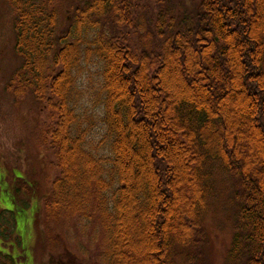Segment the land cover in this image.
I'll return each mask as SVG.
<instances>
[{
	"label": "trees",
	"instance_id": "16d2710c",
	"mask_svg": "<svg viewBox=\"0 0 264 264\" xmlns=\"http://www.w3.org/2000/svg\"><path fill=\"white\" fill-rule=\"evenodd\" d=\"M9 2L22 64L7 89L43 101L39 140L59 173L47 221L95 223L105 264H205L204 218L225 173L228 260L264 264V0ZM93 57L103 62L110 168L87 148L75 108L78 71ZM4 222L18 241L11 252L0 240V264H25L16 250L28 238L0 204Z\"/></svg>",
	"mask_w": 264,
	"mask_h": 264
},
{
	"label": "rangeland",
	"instance_id": "374dc122",
	"mask_svg": "<svg viewBox=\"0 0 264 264\" xmlns=\"http://www.w3.org/2000/svg\"><path fill=\"white\" fill-rule=\"evenodd\" d=\"M70 15L67 8L61 10L60 30L69 24ZM15 17L16 11L9 0H0V204L1 208L18 214L20 238H28L24 251L21 246L16 253H27L25 264H105L100 256L101 236L97 238L95 223L85 227L88 225L72 218L50 224L44 216V201L50 196L52 180L59 173L55 170L54 149L39 140V126L45 116L43 101L32 92L20 96L7 89L13 72L22 64V57L15 51ZM102 71L103 62L97 57L82 63L78 71L80 93L75 108L82 126L89 129L87 148L103 158L105 166L110 168L112 139L103 121ZM217 180V195L211 200L204 218L210 236L205 264H234L228 260L234 232L230 219L233 183L225 173L218 175ZM5 216L10 218L8 214ZM0 231L3 246L12 252L18 234L5 222L4 230L0 227ZM21 259L24 258L21 256Z\"/></svg>",
	"mask_w": 264,
	"mask_h": 264
}]
</instances>
